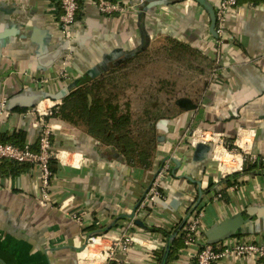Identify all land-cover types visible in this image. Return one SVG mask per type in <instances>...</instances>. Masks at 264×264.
Wrapping results in <instances>:
<instances>
[{"label":"crops","instance_id":"1","mask_svg":"<svg viewBox=\"0 0 264 264\" xmlns=\"http://www.w3.org/2000/svg\"><path fill=\"white\" fill-rule=\"evenodd\" d=\"M121 1L127 11L106 14L94 0H79L73 38L67 41L57 23L58 0H0V99L7 104L40 91L55 96L66 89L68 94L81 78H96L126 51L150 46L165 35L215 61L210 82L197 104L184 102L177 115L155 123L159 139L149 169L127 165L114 156L116 150L75 126L46 120L57 162L49 203L39 201L36 170L28 166L15 175L0 170V264H101L96 252L125 233L133 242L127 251L117 252L123 264H158L154 253L167 244L152 226L170 232L161 264H195L198 245H184L178 226L197 203L203 211L200 244L211 226L238 213H245L248 223L231 237L264 240V168L229 178L233 184L226 179L243 167L240 155L232 156L227 147L242 146L243 152L264 158V0H238L222 42L209 31L206 9L194 0H144L140 6L139 0ZM206 1L215 10L221 0ZM43 56L53 61L44 64ZM61 99L34 97L23 106L8 102L10 113L0 119V132L23 130L32 143L45 116L25 110L45 102L47 107L58 105ZM194 130L214 134V142L191 144ZM214 143L223 148L213 150ZM167 160L170 171L158 185L163 197L139 208ZM73 213L81 216V224ZM89 226L105 233L91 236L92 230H85ZM170 250L174 257L168 260ZM215 264L264 260L227 255Z\"/></svg>","mask_w":264,"mask_h":264},{"label":"trees","instance_id":"2","mask_svg":"<svg viewBox=\"0 0 264 264\" xmlns=\"http://www.w3.org/2000/svg\"><path fill=\"white\" fill-rule=\"evenodd\" d=\"M214 68L215 61L201 50L165 35L150 46L126 51L120 60L96 78L78 80L56 106L55 113L47 116L45 121L53 117L75 126L102 145L116 150L127 165L149 169L159 139L155 123L177 115L184 102L193 106L197 104ZM37 141L36 137L30 143L32 149L36 150ZM0 142L23 146L26 132L20 129L11 133L0 132ZM0 161V170L13 175L29 166L6 159ZM56 165V159L50 158L51 176L56 172ZM257 167L264 168V164L245 162L240 172L226 177L227 182L236 183L230 182L229 178L254 173ZM149 229L160 232L170 246L168 230L154 226ZM85 230H92V236L105 233V229L93 232L90 226ZM216 243L209 242L214 246ZM167 246L154 253L158 264L163 263ZM172 253L170 250L168 260L174 257Z\"/></svg>","mask_w":264,"mask_h":264},{"label":"built area","instance_id":"3","mask_svg":"<svg viewBox=\"0 0 264 264\" xmlns=\"http://www.w3.org/2000/svg\"><path fill=\"white\" fill-rule=\"evenodd\" d=\"M98 9L106 14H120L127 11L129 6L121 0H94ZM144 0H139L138 6H140ZM237 0H221L217 7L215 8V34L218 42H222L223 38L226 36L228 30V20L232 13L238 8ZM58 8L60 13L57 17V23L59 30L65 38V40L70 41L73 38L72 25L76 18V13L79 9V4L77 0H58ZM63 70L64 66L62 67ZM57 104L52 106H45L40 108L39 104L25 110L28 114H38L45 116L52 115L56 111ZM10 112L6 109V100L0 99V119L4 116H8ZM42 125L37 136V148L32 149L30 143L26 142L23 146H19L10 142H0V159H6L11 161H16L18 163L28 164L31 168L38 172L39 182H40V202L42 204H48V188L50 185L51 171L48 167L50 158L55 157V153L51 151V127L47 124L45 120H42ZM190 142L195 144L196 142L203 143H213L214 134L206 132L192 131L190 133ZM221 144L214 143L213 150L215 146ZM228 152L233 155H240V163L243 161H251L253 163L264 164V158H258L255 155H250L248 152H243L242 146L227 147ZM227 151V150H226ZM222 162V161H221ZM235 162V161H234ZM223 163V162H222ZM240 165V164H239ZM170 162L165 161L161 167L154 174L153 180L151 181L148 190L146 191L144 197L139 202V208L145 207L149 202L163 197L158 185L161 178L166 176L170 171ZM221 196L217 193L216 197ZM190 213L187 217L186 222L180 228L182 242L186 246H191L197 244L198 249L196 253L195 264H215L219 259L227 256L233 255L237 258H252L255 260H264V240L260 241H244L238 237H231L230 239H225L216 243V246L203 243L200 244V226H201V216L203 211L198 206L190 207ZM187 214V212H186ZM186 216V215H185ZM184 216V217H185ZM72 217L77 220L79 224L82 223V218L80 215L73 213ZM92 236V235H91ZM96 236V235H94ZM94 237L88 238L89 240ZM133 242L131 235L123 234L121 238L116 239L115 243L103 250L99 256H103L101 264H123V261L117 257L118 251H127Z\"/></svg>","mask_w":264,"mask_h":264},{"label":"water","instance_id":"4","mask_svg":"<svg viewBox=\"0 0 264 264\" xmlns=\"http://www.w3.org/2000/svg\"><path fill=\"white\" fill-rule=\"evenodd\" d=\"M194 1H196L198 4L203 6L206 9V11L208 12L209 20H210L209 31L212 33L213 36H216V34H215L216 17H215L214 8L206 0H194ZM140 15H143V13L140 12ZM59 53H61V51ZM59 53H57V54H59ZM53 55L54 54H50V56H52L51 57L52 59L54 58ZM50 56H43L42 57V59L46 60V61H44V64L49 62V61H53L54 60V59L51 60ZM54 56H56V53H55ZM66 94H67V90L66 89H63L62 91L58 92L55 96H53L51 94H47V93H45L43 91H40L38 93H35L34 97H35V99H40L42 97H51L53 99H61ZM34 97L32 98V96H16V97H13L8 102L10 104L11 103H13V104L17 103V104H21V106H23L25 103H31L34 100ZM8 102L6 104V109H10L9 106H8V104H9ZM200 144H205V143H200ZM199 146L203 147V145H199ZM207 147H209V146H207ZM114 156L117 157L118 159L122 158L121 155L118 152H116L114 154ZM138 204L139 203H137V206H138ZM197 204H195V206H197ZM189 213L190 212H188L186 214V216L183 218L182 222L178 226L179 229L186 222ZM247 220L248 219H247L245 213H238V214H236V215H234L232 217L225 218V219L215 223L213 226H211L205 232V234L203 235V242L204 243H206V242H214V241H219V240H222L224 238H229L231 236H234L235 234L240 232L243 227H245V225L248 223ZM136 223L141 225V226L143 225V223L140 222V221H137ZM106 229H109L108 226L106 227ZM86 242H87V240L85 241V244H86ZM168 248H169V246L166 247V254L168 252Z\"/></svg>","mask_w":264,"mask_h":264},{"label":"bare ground","instance_id":"5","mask_svg":"<svg viewBox=\"0 0 264 264\" xmlns=\"http://www.w3.org/2000/svg\"><path fill=\"white\" fill-rule=\"evenodd\" d=\"M41 105H42V106H41ZM39 107L42 109V108H44L45 106H44L43 104H40ZM218 146H220V145H218ZM218 146H217V147H218ZM217 147H216V148H217ZM221 147H222V146H221ZM222 148H223V147H222ZM232 161H234V159H232ZM238 166H239V162H238V164L229 167V168H228V171L235 170L236 167H238ZM102 259H103V256H101V261H102Z\"/></svg>","mask_w":264,"mask_h":264},{"label":"rangeland","instance_id":"6","mask_svg":"<svg viewBox=\"0 0 264 264\" xmlns=\"http://www.w3.org/2000/svg\"><path fill=\"white\" fill-rule=\"evenodd\" d=\"M46 103H47V102H45V104H46ZM45 104H44V105H45ZM41 106H42V105H41ZM245 162H247V161H245ZM245 162H244V163H245ZM244 163H243V164H244ZM89 242H90L89 244H92V243H93L92 241H89ZM86 244H87V242H86ZM89 247H90V246H89ZM104 249H105V248H104ZM104 249H103V250H104ZM101 251H102V250H101ZM101 251H100V252H99V251L96 252L98 256H99V254L101 253ZM89 263H90V261H89ZM90 264H92V262H91Z\"/></svg>","mask_w":264,"mask_h":264}]
</instances>
